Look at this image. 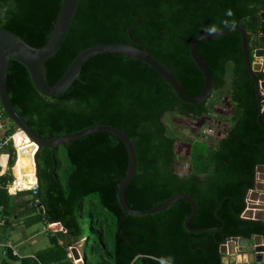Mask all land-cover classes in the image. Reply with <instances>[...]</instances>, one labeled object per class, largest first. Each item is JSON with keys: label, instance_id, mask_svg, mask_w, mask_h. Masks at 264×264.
<instances>
[{"label": "trees", "instance_id": "16d2710c", "mask_svg": "<svg viewBox=\"0 0 264 264\" xmlns=\"http://www.w3.org/2000/svg\"><path fill=\"white\" fill-rule=\"evenodd\" d=\"M60 3L0 0V28L41 47ZM131 24L135 25L128 32ZM232 25L245 29L252 61L258 35L264 31V0H78L60 48L45 62L47 80L54 84L88 47L138 41L176 76L186 94L195 96L204 78L189 54V41L203 31L218 32ZM195 47L212 77L209 95L196 104L179 100L162 77L130 56H91L67 90L56 96L39 93L26 67L9 60L8 99L36 134L52 137L95 124L119 129L129 137L137 160L124 192L128 206L148 209L182 192L196 204L189 225L214 227L187 230L184 220L191 208L184 199L164 210L122 218L117 188L126 173L127 152L109 132L96 131L67 144L41 147L36 153L40 184L35 192L28 189L36 206L45 210L36 215L62 225L64 232L59 236L64 247L82 240L85 264H94L89 255L96 264H222L219 246L229 237L264 235V218L241 217L255 168L264 164V111L258 120L255 87L244 64L240 33L203 39ZM255 75L264 80V72ZM223 96L231 102L225 134L215 146L194 141L191 171L177 174L173 169L176 137L164 123V115H208ZM0 119L9 120L1 105ZM14 132L10 121L4 135ZM20 133L17 145L29 143ZM4 151L8 160L0 174V217L10 213L6 184L13 180L11 167L17 154L12 140L0 148V154Z\"/></svg>", "mask_w": 264, "mask_h": 264}, {"label": "water", "instance_id": "95a60500", "mask_svg": "<svg viewBox=\"0 0 264 264\" xmlns=\"http://www.w3.org/2000/svg\"><path fill=\"white\" fill-rule=\"evenodd\" d=\"M78 0H61L60 7L55 18L53 27L49 33L48 39L41 47L29 45L25 40L14 33L0 28V105L6 113L8 119L14 124L15 131L21 130L29 138L31 142L36 144L33 153V161L35 166L36 189L40 184L38 174V163L36 153L41 147H51L67 144L75 141L87 134L96 131H106L121 140L127 152V169L125 175L120 179L117 188V199L123 211L122 218L127 215L148 214L164 210L166 207L179 199L186 200L190 205V213L184 220V226L191 232L210 231L214 227H197L193 228L189 225L190 219L196 211L194 200L182 192H177L162 203H159L148 209L130 208L125 200V188L132 179L136 170V155L133 145L129 137L119 129L107 124H95L87 126L69 134H60L52 137H42L36 134L25 119L15 110L8 99L6 89V79L8 72L9 60L13 59L22 63L30 75L32 84L36 90L45 96H56L71 85L74 79L79 75L82 64L91 56L103 53H116L125 56L137 58L146 63L154 70L164 81L172 88L176 97L186 103L196 104L203 101L210 93L212 88V77L209 69L203 59L196 50V43L203 39L215 38L223 36L232 31H238L241 37V48L245 67L254 83L255 97L259 114L264 111V103L260 99L261 92L264 91V80H259L255 72H264V61H250L247 48V34L245 29L239 25L228 26L218 32L203 31L196 34L188 44L189 54L197 68L203 75L204 83L199 94L190 96L186 94L176 76L165 66L158 63L146 50L144 44L139 43L141 47L128 43H101L96 44L82 50L68 65L60 78L50 84L47 80L46 60L52 57L60 48L62 41L67 33L71 23L75 7ZM258 51L255 50V56L264 57V31L258 35ZM258 53V54H257ZM36 191V190H35ZM246 207L241 214L243 218L263 219L264 218V164H259L255 168V181L253 187L247 192ZM40 214H44L45 210L42 205L38 206ZM58 222V221H53ZM120 222L117 225L119 230ZM80 247L72 246L70 248L71 256L79 259ZM219 252L223 257L229 256L226 264H264V235H253L251 238L243 236H231L227 241L219 246ZM83 258V255L81 256Z\"/></svg>", "mask_w": 264, "mask_h": 264}, {"label": "crops", "instance_id": "0c3cea01", "mask_svg": "<svg viewBox=\"0 0 264 264\" xmlns=\"http://www.w3.org/2000/svg\"><path fill=\"white\" fill-rule=\"evenodd\" d=\"M256 50L258 51V48ZM4 132L5 129L0 133L1 137L5 136ZM17 133L18 131L12 134L14 139L11 136L15 148L19 146L15 141L18 137ZM7 160L8 152L4 151L0 156V174L5 172ZM13 167L14 165L11 167L13 180L7 183L9 184L7 192L11 196L10 213L0 217L2 220L0 224V264H85L81 257L83 248L85 249L83 241L67 248L63 246L64 241L59 236L64 232L62 225L59 222L38 218L36 215L40 213L33 200V190L32 192L28 190L32 189L33 186L30 187V185L33 182H35L34 185L36 184V178L33 181L21 174L14 176ZM26 189L28 191H23ZM35 206L37 211H35ZM81 245L79 259L72 258L70 248ZM228 258L232 257H223V264H226Z\"/></svg>", "mask_w": 264, "mask_h": 264}, {"label": "rangeland", "instance_id": "374dc122", "mask_svg": "<svg viewBox=\"0 0 264 264\" xmlns=\"http://www.w3.org/2000/svg\"><path fill=\"white\" fill-rule=\"evenodd\" d=\"M262 102L264 103V99ZM230 112L231 102L227 96H223L208 115L201 117H183L175 113H166L164 115V123L176 137L174 145L176 162L173 169L177 174L183 176L191 171L190 145L194 141H200L207 146L216 145L217 141L225 134L229 126ZM0 125H2L0 128L1 133L4 129L6 130L8 128L10 121L0 119ZM20 132L18 131V136H20ZM89 259L96 264L95 258L89 255Z\"/></svg>", "mask_w": 264, "mask_h": 264}, {"label": "bare ground", "instance_id": "6f19581e", "mask_svg": "<svg viewBox=\"0 0 264 264\" xmlns=\"http://www.w3.org/2000/svg\"><path fill=\"white\" fill-rule=\"evenodd\" d=\"M18 131H21V130H18ZM21 132H23V131H21ZM13 139H14V137H13ZM28 140H29V138H28ZM35 148H36V144L34 142H31V141L27 144L19 145L17 147V152H18L17 153V159H16L14 167H13L14 176L16 174H21L24 177H29L33 181L35 180V177H34L35 166H34V161H33V153L35 151ZM34 183L35 182H33L30 185V187L34 186ZM18 187L22 188L21 185H18Z\"/></svg>", "mask_w": 264, "mask_h": 264}, {"label": "built area", "instance_id": "2783aa9c", "mask_svg": "<svg viewBox=\"0 0 264 264\" xmlns=\"http://www.w3.org/2000/svg\"><path fill=\"white\" fill-rule=\"evenodd\" d=\"M261 96L264 97V91L261 92ZM11 139H12L11 136L0 137V148L3 147V146H5V145H7L8 142H9ZM6 155H7V154H6ZM0 156H1V154H0ZM12 183H13V182H12ZM12 183H11V184H12ZM6 186H7V190L9 191V184H6ZM17 190H19V189H17ZM31 190H33V191L35 192V190H36V184H35V186H33V188H32ZM0 210H1V206H0ZM1 223H2V220L0 219V224H1Z\"/></svg>", "mask_w": 264, "mask_h": 264}, {"label": "flooded vegetation", "instance_id": "af4514ba", "mask_svg": "<svg viewBox=\"0 0 264 264\" xmlns=\"http://www.w3.org/2000/svg\"><path fill=\"white\" fill-rule=\"evenodd\" d=\"M136 25L138 24V23H135ZM135 24H131L130 26H129V28H128V32L130 31V29L133 27V25H135ZM133 43L134 44H132V45H134V46H137V47H141L140 45H139V43H141V42H138V41H133ZM141 44H143V43H141ZM146 47V46H145ZM256 50V49H255ZM254 50V51H255ZM254 51H253V59L252 60H254V59H256V60H262V61H264V57H260V56H255V53H254ZM34 176H35V174H34Z\"/></svg>", "mask_w": 264, "mask_h": 264}, {"label": "clouds", "instance_id": "9594fccd", "mask_svg": "<svg viewBox=\"0 0 264 264\" xmlns=\"http://www.w3.org/2000/svg\"><path fill=\"white\" fill-rule=\"evenodd\" d=\"M208 30L209 31H215V28H209Z\"/></svg>", "mask_w": 264, "mask_h": 264}]
</instances>
